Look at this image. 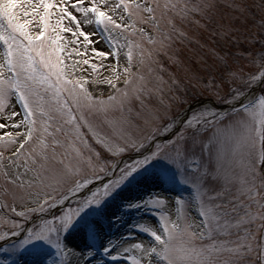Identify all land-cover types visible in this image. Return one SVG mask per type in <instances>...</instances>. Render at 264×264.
<instances>
[{"label":"snow or ice","instance_id":"obj_1","mask_svg":"<svg viewBox=\"0 0 264 264\" xmlns=\"http://www.w3.org/2000/svg\"><path fill=\"white\" fill-rule=\"evenodd\" d=\"M157 7L159 6H154L147 0L138 2L128 0L127 3L120 0L119 4L112 3V0H0V47H2L0 141H4L0 148L9 153L10 164L15 165L16 158L25 151V145H28L29 149L33 146L39 147L40 154L46 156L43 151L46 145L38 135L40 132L38 124L43 123L44 131L47 132L52 112L67 115V123L71 125L69 132L80 142L87 143L82 135L83 121L89 125V131L98 143L108 152H114L110 137L102 134V128L101 131H97L96 127L85 119V115L92 113L100 116L102 125L110 112H119L126 103H130L127 85L131 78L125 80V88L117 87L115 82L119 81L122 75L131 73L129 65L132 51L129 48L126 54L128 59L121 71L119 46L114 52L111 49L103 51L95 47L98 41L93 36L95 34L103 39L102 33H107V38L111 42L114 39L113 34L119 35L122 31L136 30V24L144 20L142 12L151 14L148 23L156 24L154 14ZM185 8L187 9V6ZM199 9V4L192 6L193 11ZM138 31L143 34L145 30L140 28ZM85 45L93 46L90 49L91 58ZM97 57H112L116 63L98 65L95 62ZM100 68L109 73L107 77H101V80L112 87L113 92L110 94L91 87L89 83L99 75ZM229 76L231 66L225 64L224 72L219 78L226 81ZM241 81L238 86L231 87L223 94H220L218 86H215V77L208 85L210 88L216 87L219 99L231 108V112L217 113L212 108H204L200 113L183 120L180 125H176L173 120L171 126L166 123L157 129V132L165 133L164 139H158L155 133L136 139H126L116 146L115 154L121 156V159L99 166L93 164V171L86 178L74 179V170L69 171L63 165L42 168L38 172L33 170L34 175L40 177V183L52 182L71 186L59 196L47 194V199L43 203L36 199V208L27 212L21 211L19 215L24 219L15 223L13 230L0 235V241L8 243L16 251H22L35 241H44L57 252L56 258L47 264H80V260L88 264L86 254L80 253L77 256V251L64 243L63 236L85 209L92 205H100L134 173L162 162L176 170L181 183L191 185L197 190L196 206L203 220L200 225H195L189 220L187 209L192 206V202L178 197L173 205L174 207L176 204L179 205L174 217L171 214H162L160 222L153 227L140 226L142 231L149 232L154 237V241H149L147 246L144 243L132 245L133 250L139 249L147 257L145 260L133 256V264H241L240 256L243 254L250 257L252 252L257 254L256 260L249 259L248 264H264V252L261 251V247L264 246L253 245L250 249L248 244L239 243V236L236 242L225 241L223 244L213 239L214 233L231 234L227 232L233 223L229 219V212H237L238 208L231 201L216 203L215 201L222 196L221 192L208 195L207 200L203 199L205 178L215 174L218 169L202 170L193 167L191 163L196 155L197 146V134L193 129V123L195 122L197 126L214 124L230 116H236L238 119L233 122V134L227 151L239 153L246 150L249 157L254 160L258 141L261 163H264V50L260 53L258 72L249 73L247 78L241 77ZM232 83L236 84L234 77ZM257 89L260 92L259 97L254 95ZM98 91L99 95L96 94ZM16 98L23 106V113L13 107ZM77 111L80 113L79 116L76 114ZM17 116L21 119H16ZM204 117L211 119H203ZM12 128L16 131H5ZM5 137L7 140H4ZM205 147L210 153L214 150V146L201 141V152ZM129 153L130 155H127ZM94 155L99 159L100 152L95 151ZM225 155V148L215 149L217 161ZM2 158L3 152H0V161ZM27 171L25 166V172ZM8 175L14 184H24L22 179L24 173H20L18 168L15 173ZM33 179V176H29L30 181ZM261 180L264 183V173L261 174ZM96 181H100L98 187ZM70 193L71 198L75 200L74 206L69 203ZM77 193H80L78 197ZM256 195L260 197L261 207L264 208V194L257 192ZM28 196L32 198L30 193ZM167 203L166 196L157 194L146 201L129 204L127 207H149ZM37 210L43 215L33 217L31 213ZM245 217H248L246 211L244 217L235 219V225L239 227ZM260 218L264 220V213ZM33 220L35 222L29 225L28 222ZM194 227L197 228L196 231H192ZM200 227H203L204 231H199ZM17 237L19 239L14 243L10 239ZM197 237L212 240V243L206 247L195 248L191 241ZM116 247L117 245H112L106 248L105 252L111 254ZM225 253L232 258L225 261L222 258ZM113 259H116V255H113Z\"/></svg>","mask_w":264,"mask_h":264},{"label":"rangeland","instance_id":"obj_2","mask_svg":"<svg viewBox=\"0 0 264 264\" xmlns=\"http://www.w3.org/2000/svg\"><path fill=\"white\" fill-rule=\"evenodd\" d=\"M127 2L128 0H125V3ZM147 2L159 6L154 14L156 24L148 23L151 14L142 12L144 20L136 24V30L122 31L119 35L113 34V40L119 46L121 71L128 59L126 54L129 48L132 51L129 65L131 73L122 75L120 80L115 82L117 87L125 88V80L131 77V82L127 85L130 103H126L119 112H110L102 125L100 116L92 113L85 115V119L96 127L97 131H101L102 128V134L110 137L114 152H108L102 147L89 131V125L83 121L82 135L87 143L80 142L69 132L71 125L67 123L68 117L61 112L51 113L52 119L49 121L47 132L44 131L43 123L38 124L40 128L38 135L46 145L43 147L46 156L40 154L39 147L33 146L29 149L27 145L13 165L9 163V153L0 148V152H3L0 161V235L13 230L14 224L24 219L19 215L21 211L27 212L36 208V199L43 203L47 199V194L59 196L71 186L52 182L40 183V177L35 176L33 170L38 172L42 168L63 165L69 171L74 170V179L86 178L92 173L93 164L99 166L121 159V156L115 154V150L124 140L150 136L153 133L157 138L164 139L165 133L157 132V129L166 123L171 126L173 120L176 125H180L187 119L186 107L189 103L201 99L212 100V103L193 110L188 118L200 113L204 108L221 112L216 105L226 104L219 99L216 87H208L213 77L215 86H218L220 94H223L231 87L238 86L242 82L241 77L247 78L249 73L258 72L260 53L264 50V0H147ZM112 3L119 4L120 0H112ZM195 4L200 5L198 11L192 10ZM205 4L211 6L205 7ZM140 28L145 30L143 34L138 31ZM85 47L89 49L88 56L91 58V46ZM95 62L99 65L97 59ZM225 64L231 66V76L222 81L219 77L224 72ZM108 75L104 68H100L99 75L89 82L91 87L103 90L105 94L112 93V87L101 80V77ZM233 77L236 80L235 85L232 83ZM96 94L99 95V91ZM259 95L260 92L255 94L256 97ZM14 105L20 112L17 98ZM76 114L80 115L78 111ZM236 119L238 117L230 116L214 124L198 126L194 122L197 146L196 155L191 163L193 167L202 170L218 169L215 174L205 178L203 199L207 200L208 195L221 192L222 196L215 201L216 203L231 201L238 208L237 212H229V219L233 223L227 232L231 234L214 233L213 239L223 244L225 241L236 242L239 236V243H246L251 249L253 245L264 246V220L260 218L264 208L261 207L260 197L256 195L257 192L264 194V183L261 180L264 163H261L258 141L254 160L249 157L246 150L239 153L227 151L233 134V122ZM111 120L116 122L109 123ZM9 130L16 131L15 128L5 129ZM4 140H7V137ZM201 141L214 146L213 152L210 153L207 147L201 152ZM3 142L0 141V145ZM221 147L226 149V155L217 161L215 149ZM95 151L100 152L99 159L95 157ZM189 151L191 152V145ZM17 168L20 173H24L23 185L14 184L9 178L8 173H15ZM29 176L34 177L33 181L29 180ZM179 187L182 188L183 199L192 202V206L187 209L189 220L195 225H200L203 217L196 206L197 190L191 185L181 183L176 170L161 162L134 173L100 205H92L85 209L62 239L68 247L70 244L78 245L81 248L79 254H86L88 264H133V256L146 260L147 257L141 250L132 249L135 243H144L147 246L149 241H154V237L149 232L142 231L140 226L153 227L160 222L162 214H171L174 217L177 211L173 206V199ZM210 189L212 191H209ZM29 193L32 198H29ZM79 194L77 193V197ZM157 194L168 198L167 205L127 207L129 204L146 201ZM71 196L70 193L69 197ZM69 203L74 206V199ZM245 211L248 217H245L243 223L237 227L234 221L238 217H244ZM31 215L35 217L43 214L37 210ZM196 230L195 227L192 229ZM199 231H204V228L200 227ZM211 243L212 240L199 237L191 241L195 248L206 247ZM4 244L6 242L0 241V264H47L56 258L51 250L53 247L44 241H35L22 251L12 249L8 243L6 246ZM112 245L117 247L113 248L111 254H107L105 249ZM125 249L129 251H124ZM261 251L264 252V247H261ZM113 255H116V259H113ZM256 255L255 252H252L250 257L242 254L241 264H248L249 259L255 261ZM222 258L227 261L232 257L225 253Z\"/></svg>","mask_w":264,"mask_h":264},{"label":"bare ground","instance_id":"obj_3","mask_svg":"<svg viewBox=\"0 0 264 264\" xmlns=\"http://www.w3.org/2000/svg\"><path fill=\"white\" fill-rule=\"evenodd\" d=\"M93 38L98 41V43L95 45L96 48L102 49L103 51L109 50V47H108L107 43L104 41V39H101L100 37L95 36V34H94ZM90 46H91V48L93 47L92 45H90ZM96 59H97L99 64H101V63L106 64V65H114L115 64V60L112 57H108V58L97 57ZM13 107H16V106L13 105ZM16 119L19 120V119H21V117L17 116ZM69 248L75 249L77 251V256H79V252H81V248L78 245L74 246L73 244H70ZM80 264H84V260H80Z\"/></svg>","mask_w":264,"mask_h":264}]
</instances>
